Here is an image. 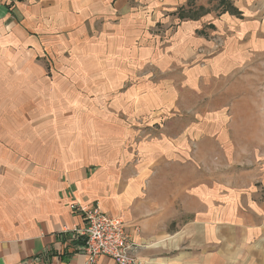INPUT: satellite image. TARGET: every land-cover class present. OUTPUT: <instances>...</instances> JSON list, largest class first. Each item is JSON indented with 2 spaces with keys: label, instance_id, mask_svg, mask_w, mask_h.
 <instances>
[{
  "label": "crops",
  "instance_id": "0c3cea01",
  "mask_svg": "<svg viewBox=\"0 0 264 264\" xmlns=\"http://www.w3.org/2000/svg\"><path fill=\"white\" fill-rule=\"evenodd\" d=\"M258 1L0 0V264H86L62 232L95 203L146 264H264V162L201 183L185 164L215 129L180 104L264 52Z\"/></svg>",
  "mask_w": 264,
  "mask_h": 264
},
{
  "label": "rangeland",
  "instance_id": "374dc122",
  "mask_svg": "<svg viewBox=\"0 0 264 264\" xmlns=\"http://www.w3.org/2000/svg\"><path fill=\"white\" fill-rule=\"evenodd\" d=\"M211 1V10L219 16V1ZM255 7L264 22V0L256 2ZM202 12L204 9L201 7L194 14ZM226 29L217 28L212 37L218 53L227 44L225 41L229 33L224 32ZM199 88L198 93L183 90V102L180 104L185 115L182 123L185 127L198 125L203 129L214 128L216 134L208 136V132L203 133L206 137H201L200 148L193 150L194 161L185 164V169L196 175L198 168L201 183L205 184L208 182L207 176L212 174L211 169H214L216 176H235L236 180L239 176H254L260 169L259 164L264 162V52L249 54L240 68H233L225 76ZM191 112L194 115L191 116ZM180 123V118L169 121L171 126H179ZM188 134L185 133V138ZM213 140L217 142L215 148L212 146ZM219 141L228 144L226 155L224 148H219ZM225 161L231 162L229 170L224 167Z\"/></svg>",
  "mask_w": 264,
  "mask_h": 264
},
{
  "label": "built area",
  "instance_id": "2783aa9c",
  "mask_svg": "<svg viewBox=\"0 0 264 264\" xmlns=\"http://www.w3.org/2000/svg\"><path fill=\"white\" fill-rule=\"evenodd\" d=\"M77 207L82 214V227L62 233L83 241L81 252L86 255V264H95L100 256H107L118 264H146L138 258V246L120 217L104 212L98 203Z\"/></svg>",
  "mask_w": 264,
  "mask_h": 264
},
{
  "label": "trees",
  "instance_id": "16d2710c",
  "mask_svg": "<svg viewBox=\"0 0 264 264\" xmlns=\"http://www.w3.org/2000/svg\"><path fill=\"white\" fill-rule=\"evenodd\" d=\"M218 1H219V5L221 6V13L228 12L230 14L240 16V12L238 11V9L233 4L234 0H218ZM184 14L185 13L183 11H180V13H179V15L181 17H193L192 15L191 16H189V15L184 16Z\"/></svg>",
  "mask_w": 264,
  "mask_h": 264
}]
</instances>
